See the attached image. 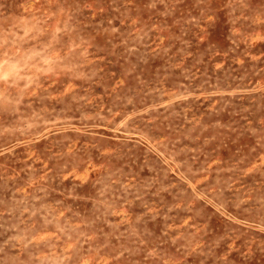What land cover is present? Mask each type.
Returning <instances> with one entry per match:
<instances>
[{"label":"rangeland","instance_id":"obj_1","mask_svg":"<svg viewBox=\"0 0 264 264\" xmlns=\"http://www.w3.org/2000/svg\"><path fill=\"white\" fill-rule=\"evenodd\" d=\"M0 264H264V0H0Z\"/></svg>","mask_w":264,"mask_h":264}]
</instances>
